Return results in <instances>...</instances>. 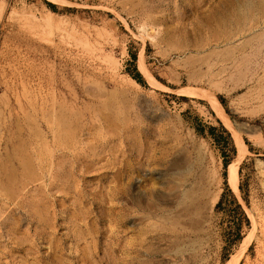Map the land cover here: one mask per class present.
Segmentation results:
<instances>
[{"label":"rangeland","instance_id":"374dc122","mask_svg":"<svg viewBox=\"0 0 264 264\" xmlns=\"http://www.w3.org/2000/svg\"><path fill=\"white\" fill-rule=\"evenodd\" d=\"M233 258L264 264V0H0V264Z\"/></svg>","mask_w":264,"mask_h":264},{"label":"bare ground","instance_id":"6f19581e","mask_svg":"<svg viewBox=\"0 0 264 264\" xmlns=\"http://www.w3.org/2000/svg\"><path fill=\"white\" fill-rule=\"evenodd\" d=\"M261 5H262V3H261ZM232 12V11H231ZM218 15V14H217ZM217 15H216V17H217ZM228 15V14H227ZM231 15V14H230ZM231 18V17H230ZM237 18V17H236ZM238 19V18H237ZM240 19H241V17H240ZM217 22H218V24H219V26H221V27H224V25L226 24V21H227V18L225 17V16H221V17H218L217 19ZM243 20V19H242ZM244 20H245V18H244ZM233 21V20H232ZM235 21V20H234ZM230 23V22H229ZM239 24H240V22H239ZM242 24V23H241ZM244 24V23H243ZM216 26V25H215ZM263 29V28H262ZM261 29V30H262ZM213 31H215V30H213ZM249 32V31H248ZM263 33V32H262ZM260 33H257L256 35L258 36ZM256 35H254V36H256ZM263 35V34H262ZM223 36V35H222ZM252 36V35H251ZM226 38V37H225ZM247 39V38H246ZM224 41V40H223ZM225 43H227V42H225ZM262 44V43H261ZM260 45V44H259ZM225 48V47H224ZM215 50V49H214ZM219 50H220V48H219ZM230 50V49H229ZM242 50V49H241ZM221 51V50H220ZM219 51V52H220ZM215 52V51H214ZM228 52V51H227ZM217 53V52H216ZM223 54V53H222ZM224 55V54H223ZM228 55V54H227ZM243 56V55H242ZM245 59V58H244ZM240 60V59H239ZM233 61V60H232ZM239 63V62H238ZM241 64V63H240ZM243 64V63H242ZM238 66V65H237ZM215 73V72H214ZM217 73V72H216ZM234 73H236V72H234ZM211 74V73H210ZM221 74V73H220ZM237 74H238V72H237ZM236 74V75H237ZM211 76V75H210ZM212 76H214V74L212 75ZM238 79V78H237ZM236 79V80H237ZM152 80H153V82H155V84H157V85H159L160 83L157 81V80H155L154 78H152ZM133 82H135L134 80H132ZM218 81V80H217ZM213 82H215V80L213 81ZM238 82V81H237ZM136 83V82H135ZM137 84V83H136ZM216 84V83H215ZM215 84H213L214 85V87H218V85H216L215 86ZM235 84V83H234ZM239 84V83H238ZM242 84V83H241ZM213 88V87H212ZM219 88V87H218ZM218 88H216V89H218ZM215 89V88H214ZM227 92V91H226ZM204 97L207 99V101H208V103L210 104V106H211V108L214 110V112L217 114V115H222V114H224L225 112H224V109H223V107L221 106V104H220V102H219V100L217 99V97L215 96V94H214V92H211L209 95H204ZM74 126V125H73ZM75 127V126H74ZM67 130V129H66ZM65 130V131H66ZM68 131V130H67ZM71 131V130H70ZM74 131V130H73ZM72 134V133H71ZM27 156V155H26ZM28 157V156H27ZM27 159V158H26ZM29 159V158H28ZM29 162V161H28ZM182 166V165H181ZM180 167V166H179ZM32 169V168H31ZM30 171V170H29ZM5 172V171H4ZM11 175V174H10ZM236 175H237V170H236V166L235 165H229L228 167H227V178H228V180H229V182L233 185V187H235V184H236ZM13 181V180H12ZM193 181H195V178L193 179ZM211 196H212V194H211ZM212 198V201H215L216 199H217V195H214V197H211ZM214 198V199H213ZM211 200V199H210ZM207 203H209L208 201H207ZM236 261H237V259L236 258H233L232 260H229V261H226L225 263H223V264H235L236 263Z\"/></svg>","mask_w":264,"mask_h":264},{"label":"trees","instance_id":"16d2710c","mask_svg":"<svg viewBox=\"0 0 264 264\" xmlns=\"http://www.w3.org/2000/svg\"><path fill=\"white\" fill-rule=\"evenodd\" d=\"M47 5L51 8V9H55V6L51 3H47ZM137 82L142 83L143 84V80L141 79V75L139 74V72H136V74H132L131 75ZM220 102L223 103V99H221L220 97H218ZM226 109V108H225ZM226 111L228 112V110L226 109ZM211 129V128H210ZM197 132H200L199 129H197ZM225 163V161H224ZM227 192H229V194L231 195V197L233 196L230 189H227ZM225 197L226 194L225 192H222L220 195V198L218 199L216 205H215V211H221L223 213H227L228 212V204L225 201ZM234 198L232 197V201L234 202ZM244 221L246 224H248V218L244 215ZM236 236L238 238H240V225L237 224V229H236Z\"/></svg>","mask_w":264,"mask_h":264},{"label":"crops","instance_id":"0c3cea01","mask_svg":"<svg viewBox=\"0 0 264 264\" xmlns=\"http://www.w3.org/2000/svg\"><path fill=\"white\" fill-rule=\"evenodd\" d=\"M219 198H220V196H219ZM219 198H218V199H219ZM217 201H218V200H217ZM217 201H216V203H217ZM216 203H215V205H216Z\"/></svg>","mask_w":264,"mask_h":264}]
</instances>
